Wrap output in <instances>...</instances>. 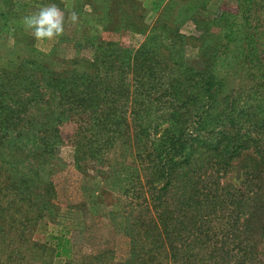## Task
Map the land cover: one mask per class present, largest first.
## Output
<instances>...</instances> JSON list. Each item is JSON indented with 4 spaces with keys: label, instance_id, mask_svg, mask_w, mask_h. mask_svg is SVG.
<instances>
[{
    "label": "trees",
    "instance_id": "1",
    "mask_svg": "<svg viewBox=\"0 0 264 264\" xmlns=\"http://www.w3.org/2000/svg\"><path fill=\"white\" fill-rule=\"evenodd\" d=\"M13 6L0 0V36L20 28ZM168 9L136 49L96 44L90 72L82 62L0 70V234L12 229L23 243L40 225L30 246L71 262L68 231L46 226L66 123L73 168L127 200L126 256L103 262L96 252L88 262L264 264V0L194 11L192 36L178 30L181 11ZM190 39L195 61L184 56ZM113 67L121 79L106 84L101 74ZM116 145L120 159L108 156Z\"/></svg>",
    "mask_w": 264,
    "mask_h": 264
},
{
    "label": "rangeland",
    "instance_id": "2",
    "mask_svg": "<svg viewBox=\"0 0 264 264\" xmlns=\"http://www.w3.org/2000/svg\"><path fill=\"white\" fill-rule=\"evenodd\" d=\"M55 3L61 9L79 15L76 25L66 21L65 32L54 40H35L31 30L22 25L24 15L38 11L42 6ZM13 9L18 21L15 30L0 36V70L10 69L20 63L23 69L32 68L33 64L44 65L51 70L70 69L75 62L83 71L94 70L97 65L94 58L96 44L112 42L136 49L149 32L159 10L166 6L168 15L171 11H181L179 32L194 35V23L189 16L197 12L200 16H211L219 8L231 9L233 0H207L202 11L185 10L194 5L195 0H13ZM197 16V15H196ZM212 30V29H211ZM195 41L190 39L184 47V56L188 61H195L197 49ZM106 84L114 85L121 79L113 67L106 74H101ZM62 144L56 151L57 167L53 168L55 220L47 223L48 228H64L73 240V256L69 264H92L88 255L104 253L103 262L122 260L128 249V239L122 232L123 216L127 200L115 193L101 190L97 179H84L72 166V147L67 141L73 131L71 124L63 123L60 128ZM120 146L116 145L108 153L109 157L120 159ZM234 182L240 180L239 174ZM238 176V177H237ZM36 227V228H35ZM26 229V227H17ZM26 231V232H25ZM17 241L14 230L0 234V264H68L63 257L52 256L34 249L28 239H39L44 235L40 225L28 227ZM16 236V238L14 237Z\"/></svg>",
    "mask_w": 264,
    "mask_h": 264
},
{
    "label": "clouds",
    "instance_id": "3",
    "mask_svg": "<svg viewBox=\"0 0 264 264\" xmlns=\"http://www.w3.org/2000/svg\"><path fill=\"white\" fill-rule=\"evenodd\" d=\"M66 21L76 25L79 23V15L75 11L70 13L52 3L42 6L33 14L22 18V25L31 30L35 40H54L65 32Z\"/></svg>",
    "mask_w": 264,
    "mask_h": 264
}]
</instances>
